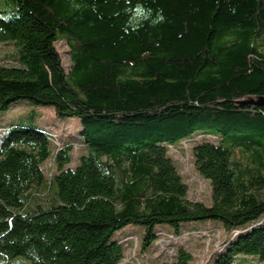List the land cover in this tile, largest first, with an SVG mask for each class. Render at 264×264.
Masks as SVG:
<instances>
[{
    "label": "trees",
    "instance_id": "16d2710c",
    "mask_svg": "<svg viewBox=\"0 0 264 264\" xmlns=\"http://www.w3.org/2000/svg\"><path fill=\"white\" fill-rule=\"evenodd\" d=\"M7 1L0 46L16 53L0 61V113L28 101L82 130L62 145L0 122V259L121 264L137 242L118 234L128 226L145 254L160 234L181 241L183 224L216 221L228 237L212 264H264V0ZM196 135L218 140L191 150L208 205L187 199L168 156ZM192 261L179 247L163 263Z\"/></svg>",
    "mask_w": 264,
    "mask_h": 264
},
{
    "label": "rangeland",
    "instance_id": "374dc122",
    "mask_svg": "<svg viewBox=\"0 0 264 264\" xmlns=\"http://www.w3.org/2000/svg\"><path fill=\"white\" fill-rule=\"evenodd\" d=\"M3 5L0 9V18L5 21H12L15 19L16 15L14 13V6L7 0H0ZM55 49L59 53L61 58L62 66L65 72L69 71L70 60H69V48L64 41H58L55 44ZM16 53V49L11 44H5L0 46V61L4 59V56L13 59ZM1 124H11L13 127L11 130H25L28 128H35L40 132H54L59 138V142L64 145L68 142L77 143L80 141V132L82 130L80 121L76 118L60 119L55 115L54 109L52 107H43L33 105L28 101H19L7 112L0 113ZM0 137L1 134H0ZM55 139V135H52ZM208 141L212 143H217V139L211 136L196 135L190 141L180 142L176 146L168 147V156L172 159L175 164L183 182L188 187L187 199L191 202H202L206 205L210 204V187L209 183L201 179L194 170L193 157H192V147L194 144ZM84 154V150L77 149L74 164L70 167H74L78 161V158ZM239 159L242 158L241 153H236ZM53 168L52 162L47 161L46 164L42 166L43 174L46 178L50 176L51 170ZM43 190L39 188L38 191ZM51 198V193L47 197L45 202H33V205L48 204ZM183 231L191 232L184 237L181 241H176L173 244L169 241L176 239L171 235L160 234V238L155 242L152 250H148L145 254L139 251V246L142 242V228L128 226V229H132V235L136 236L137 242L133 245H129L126 248V257H134L135 264H160V262L165 260L167 256L166 251H164L159 243H164L165 247L172 246L171 248L183 247L185 250L190 252L193 257L191 264H212L211 254L214 251L219 250L224 241L228 237V233L223 229L221 223L216 221H207L199 223H189L183 224ZM157 229H165L172 231V229L166 225H159ZM188 229V230H187ZM197 231V232H196ZM173 232V231H172ZM235 232V231H234ZM233 234V232H232ZM130 237L131 240L136 241L135 237ZM124 236H122L123 238ZM134 251V255L132 252ZM0 264H32L30 261L24 258H16L11 261H4L0 259Z\"/></svg>",
    "mask_w": 264,
    "mask_h": 264
},
{
    "label": "built area",
    "instance_id": "2783aa9c",
    "mask_svg": "<svg viewBox=\"0 0 264 264\" xmlns=\"http://www.w3.org/2000/svg\"><path fill=\"white\" fill-rule=\"evenodd\" d=\"M164 241H169V242H172L171 244H173L174 242L177 241V239L164 240ZM158 246H160V248H162L164 251H166L167 259L169 261L170 258H171L172 252H173V248H171L172 246L165 247L164 246V243H162V242L159 243ZM133 253H134V251L132 252V255H134ZM121 264H135L134 257L131 256V257L128 258V257L125 256V258H123ZM160 264H164V263L163 262H160Z\"/></svg>",
    "mask_w": 264,
    "mask_h": 264
},
{
    "label": "crops",
    "instance_id": "0c3cea01",
    "mask_svg": "<svg viewBox=\"0 0 264 264\" xmlns=\"http://www.w3.org/2000/svg\"><path fill=\"white\" fill-rule=\"evenodd\" d=\"M159 230H161V231H163V232H166V233H170V231H168V230H165V229H159ZM188 230V229H187ZM132 229H128L127 230V228H125L123 231H121V232H119L118 234L119 235H122V236H128V235H132ZM191 232H194V231H191Z\"/></svg>",
    "mask_w": 264,
    "mask_h": 264
},
{
    "label": "water",
    "instance_id": "95a60500",
    "mask_svg": "<svg viewBox=\"0 0 264 264\" xmlns=\"http://www.w3.org/2000/svg\"><path fill=\"white\" fill-rule=\"evenodd\" d=\"M258 104L264 105V98L263 99H260Z\"/></svg>",
    "mask_w": 264,
    "mask_h": 264
}]
</instances>
